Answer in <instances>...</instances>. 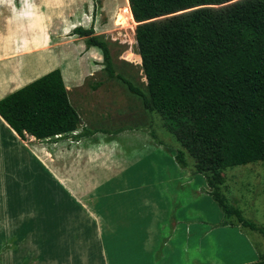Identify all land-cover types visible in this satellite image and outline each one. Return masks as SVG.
<instances>
[{
    "label": "trees",
    "instance_id": "1",
    "mask_svg": "<svg viewBox=\"0 0 264 264\" xmlns=\"http://www.w3.org/2000/svg\"><path fill=\"white\" fill-rule=\"evenodd\" d=\"M147 93L113 68L92 26L71 34L100 49L104 69L126 83L180 145L176 162L203 174L209 194L238 223L264 228L228 205L219 189L228 167L264 162V0H128ZM0 117L20 136L65 135L80 118L55 68L0 98ZM151 126V123H150ZM149 126V127H150ZM156 143L154 131H150ZM190 158L192 163L188 160ZM246 264H264V257Z\"/></svg>",
    "mask_w": 264,
    "mask_h": 264
},
{
    "label": "crops",
    "instance_id": "2",
    "mask_svg": "<svg viewBox=\"0 0 264 264\" xmlns=\"http://www.w3.org/2000/svg\"><path fill=\"white\" fill-rule=\"evenodd\" d=\"M72 1L0 0V98L53 70L55 62L47 58L50 54L55 53L58 64L64 60L60 46H55L48 34L55 26L59 33L65 28L69 31L72 13L75 20L87 17ZM94 47L86 49L84 59L92 51L96 53ZM61 74L69 96V84L75 85L74 92L84 74ZM99 93L93 90L78 95L77 104L72 105L79 115V126L65 135L36 139L25 133L20 137L0 117V126L10 139L29 148L52 180L51 202H33L32 211L25 214L29 219L19 209L7 215L1 205L0 253L11 255L9 264H39L45 258L48 264L170 263L160 249L165 244L164 233L151 227L152 209L165 202H128L119 196L121 190L134 189V185L127 189L119 182L128 181L126 166L139 158V150L151 143L160 146L146 134L150 119L114 125L111 117L96 114L98 104L93 101ZM134 126L133 130L120 131ZM113 131L117 133H107ZM141 184L143 188L147 185ZM170 218L178 222L172 213ZM57 237L62 238L60 245ZM24 246L32 250L19 255L12 250Z\"/></svg>",
    "mask_w": 264,
    "mask_h": 264
},
{
    "label": "rangeland",
    "instance_id": "3",
    "mask_svg": "<svg viewBox=\"0 0 264 264\" xmlns=\"http://www.w3.org/2000/svg\"><path fill=\"white\" fill-rule=\"evenodd\" d=\"M72 3L76 4L75 9L79 4L82 16L87 17L75 20L76 15L72 13L69 31L65 28L64 33H59L56 26L50 30L48 37L55 46H60L59 54L65 58L59 64L55 53L47 58L55 62L53 69L59 68L72 77L84 74L74 92L75 85L69 84L72 104H77L78 95L83 92L97 90L100 95L93 101L98 104L96 114L111 117L109 120L114 125L120 121L130 123L140 118L139 122H147L150 119L149 129L154 131L161 144L145 145L139 150V158L126 166L129 167L128 181L120 180L119 185L127 189L134 185V189L132 192L121 190L119 196L128 202H165L158 209H152L151 227L152 231L157 230L166 237L160 249L167 255L168 264H246L264 257V234L241 225L234 215L226 214L209 194L211 188L205 175H190L189 169L176 162L175 152L180 145L164 126L161 116L145 109L140 96L131 92L121 79L111 77L105 71L99 48L94 47L96 53L92 51L84 59L86 49L88 51L91 46L85 43V37L71 34L76 26H92L93 34L107 43L116 73L147 93V81L135 39L137 22L128 0H73ZM126 110L135 112L125 113ZM134 128L136 126L124 127L120 131ZM150 131L146 134L149 135ZM107 133L115 135L117 132ZM188 160L191 165L192 160ZM221 175L219 189L226 197V203L241 210L245 219L264 228V162L228 167ZM142 182L147 184L145 188ZM51 199L50 176L34 159L29 148L20 141L11 140L8 132L0 126V212L3 205L7 215H14L12 213L19 209L24 218L29 219L25 214L32 211L33 202H51ZM170 213L172 218L178 219L176 224ZM60 238L57 237V245L61 244ZM12 250L19 255L32 249L24 246ZM4 254L0 253L1 264H9L11 255ZM39 264H48V259Z\"/></svg>",
    "mask_w": 264,
    "mask_h": 264
}]
</instances>
